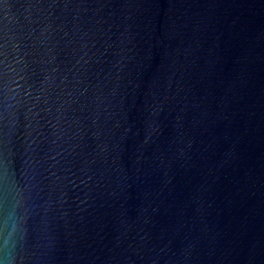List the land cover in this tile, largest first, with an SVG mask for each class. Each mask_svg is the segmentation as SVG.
<instances>
[{
  "label": "water",
  "instance_id": "1",
  "mask_svg": "<svg viewBox=\"0 0 264 264\" xmlns=\"http://www.w3.org/2000/svg\"><path fill=\"white\" fill-rule=\"evenodd\" d=\"M0 264H264V0H0Z\"/></svg>",
  "mask_w": 264,
  "mask_h": 264
}]
</instances>
